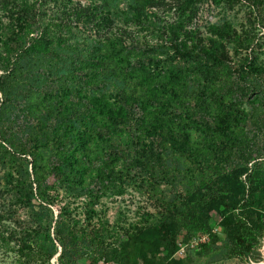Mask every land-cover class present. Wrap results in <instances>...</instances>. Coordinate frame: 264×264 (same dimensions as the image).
Instances as JSON below:
<instances>
[{"label":"trees","instance_id":"16d2710c","mask_svg":"<svg viewBox=\"0 0 264 264\" xmlns=\"http://www.w3.org/2000/svg\"><path fill=\"white\" fill-rule=\"evenodd\" d=\"M162 1L0 0V197L34 225L13 239L15 264H187L175 253L199 233L201 255L258 259L264 0H210L244 4L249 27L223 17L204 31L186 28L201 0H176L165 26L151 15ZM135 24L183 59L139 47ZM120 175L175 189L167 213L123 231L94 222Z\"/></svg>","mask_w":264,"mask_h":264},{"label":"rangeland","instance_id":"374dc122","mask_svg":"<svg viewBox=\"0 0 264 264\" xmlns=\"http://www.w3.org/2000/svg\"><path fill=\"white\" fill-rule=\"evenodd\" d=\"M151 15L161 26H165L178 21L180 10L176 0H163L158 7L152 10ZM248 15L244 4L237 3L232 9L224 10L220 7H215L210 0H201L196 18L192 19L186 28L190 29L198 26L200 31H204L206 24L213 23L223 17L233 20L237 27L240 25V28L242 26L247 28L249 27L247 25ZM130 30L135 41L138 42V46L147 52L158 54L159 47H162L168 60L173 63L177 64L183 59V54L176 51L173 44L168 42L166 38L159 36L157 29L135 24L131 26ZM256 32H258L259 43H261V48H258L257 51L264 58V34L262 29L258 27ZM1 166L0 164V177L3 174ZM131 175H120L112 184L108 185L106 193L99 198L96 204L94 222L104 215L105 218H108L110 226H115L123 231L148 224L154 218H159L160 213H167V203L175 194V189L165 184L158 187H150L144 184V176L141 175V177L136 179ZM73 206L75 213L82 215L84 211L82 198L76 199ZM53 208L55 213H57V205L53 206ZM0 215V264H15L16 253L11 249L15 244L13 239L23 232L25 228L33 227L34 225H31L27 209L14 204L10 195L0 197ZM201 235L202 233L195 234L186 244L180 243L175 256L184 258L187 264H251L249 260L246 263L238 257L229 255L216 256L217 253L201 255L198 253L199 246H197V238ZM262 238L257 247L259 252L258 259H251L256 264H261L263 260L264 242ZM161 255H165V253H161ZM100 263L101 260L99 261ZM78 264H87V261L82 259Z\"/></svg>","mask_w":264,"mask_h":264},{"label":"built area","instance_id":"2783aa9c","mask_svg":"<svg viewBox=\"0 0 264 264\" xmlns=\"http://www.w3.org/2000/svg\"><path fill=\"white\" fill-rule=\"evenodd\" d=\"M213 231H217V227H214L213 228ZM208 239V236L206 235V234H203V235H201V236H199L198 238H197V244L199 243V242H204V241H206ZM262 241L264 242V237L262 238ZM249 261L251 262V264H256V263H254V262H252V260L251 259H249ZM103 264H113V263H110V262H104Z\"/></svg>","mask_w":264,"mask_h":264},{"label":"water","instance_id":"95a60500","mask_svg":"<svg viewBox=\"0 0 264 264\" xmlns=\"http://www.w3.org/2000/svg\"><path fill=\"white\" fill-rule=\"evenodd\" d=\"M262 257H263V260L262 261L264 262V253H263V256Z\"/></svg>","mask_w":264,"mask_h":264},{"label":"bare ground","instance_id":"6f19581e","mask_svg":"<svg viewBox=\"0 0 264 264\" xmlns=\"http://www.w3.org/2000/svg\"><path fill=\"white\" fill-rule=\"evenodd\" d=\"M261 264H264V262L262 261Z\"/></svg>","mask_w":264,"mask_h":264}]
</instances>
